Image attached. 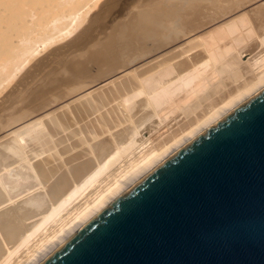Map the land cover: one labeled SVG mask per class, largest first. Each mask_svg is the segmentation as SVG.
<instances>
[{
	"label": "bare ground",
	"instance_id": "6f19581e",
	"mask_svg": "<svg viewBox=\"0 0 264 264\" xmlns=\"http://www.w3.org/2000/svg\"><path fill=\"white\" fill-rule=\"evenodd\" d=\"M101 1L0 0V94L3 95L14 84L9 92L6 93L9 95L5 98L3 97L4 99L0 101L1 156L4 152L6 154V152L14 151H18L17 154L19 155V150L20 152L23 148L26 150L25 141H29L27 138L30 137L32 132L34 136L36 129H41V126L48 128L54 125L56 128L59 123H67L65 127L61 124L66 128L68 127L66 126L68 123H72L78 117L81 120L91 117L90 112L95 107L110 106L109 113L113 110L117 112V116L120 113L119 110H121L122 114L125 112H127L126 114L135 112L142 113V119H139V121L129 126L132 127V134L135 137L137 135L141 136L140 143L137 142L139 145L136 148V141L132 137L130 138L131 140L129 139L126 142V145L124 144L119 148L116 146L118 149L114 151L115 154L113 153L114 155L112 157L110 156L111 158L105 161V163L94 165L95 168L91 164V162L93 163L92 159H94L92 157L93 154L89 155L92 150L88 152L89 150L86 151L83 147V151H75L76 153H73V156H71L72 153L69 155L70 159H67L70 161L71 168L67 164L66 169L69 168V170L64 173L62 171L65 168H63L61 173L64 174L60 176L62 178L58 181L59 185H54L58 186V190L63 191L58 192L59 194L60 192L62 193L59 199L60 202L55 204L56 206L50 215L46 216L41 223L39 222V226H37V223L32 224V226L30 225L31 228H26L28 230L22 231L19 226L21 223L18 225L19 219L17 220V224L12 220V216L15 215H11L12 211H10L11 213H8V211L4 214L0 213V230L3 226L6 230L5 233L8 232L9 235V240H6L9 243L4 244L3 242L4 246L1 244V238L3 237L0 236V264H40L89 220L136 182L145 177L199 134L264 89V50L263 52L261 51L263 54L259 53L260 48L264 49V0H143L141 4L133 0V3L128 4V6H123L124 8H121L122 10L118 13V16L121 15L124 20L116 22V24L109 22L111 25L114 24L112 32L105 33V37H100V40L96 41L92 46L90 45L91 47L85 50V54L81 58H75L76 60H74L73 56H70L67 59L68 55H59L55 52L52 57L48 56L46 60L41 61L43 64H34L31 69L23 74L26 68H30L32 62L38 56H41L40 53L45 48L52 47L53 44L55 45L67 39L87 24L90 18L89 16H92L94 9L98 6H103V4H100ZM113 1L110 7L114 9L113 5L121 0ZM110 2H108L109 5ZM138 2L140 3V0ZM106 6H103L101 10L104 11L103 9ZM110 7H108L107 12L110 10L114 13L115 10L112 11ZM116 7L118 6L115 5ZM100 13L104 15L101 11ZM100 13L97 12V14ZM94 14L96 15L95 12ZM110 14L108 13V15ZM101 15L98 16L101 17ZM98 16L96 15V18ZM97 19L99 20V17ZM101 19L99 23L102 31L106 25L102 26ZM98 20H91L94 21L93 24L95 27L99 26L97 23ZM91 27L89 28L91 29ZM90 29H86V32L91 31ZM94 29L99 30L100 28L98 29L97 27ZM94 29L93 31H96ZM83 31L81 33H84ZM91 33L86 34V36L90 34L89 36L91 37ZM77 35L79 36V34ZM82 35L85 34H81L80 36ZM80 36L78 37V42ZM90 37H88L89 40L87 39L88 42L96 36H93V38ZM95 65L98 67L97 75L84 77L88 67L91 69V66ZM60 68H62L59 70L61 72L57 73V70ZM41 69L46 70V73L44 76L41 75L43 77L37 83V78L40 76L39 72H42ZM27 81L30 84H28L30 89ZM30 81H34V83ZM22 89L25 92L28 89L29 91L24 94L22 93ZM102 107L100 108L101 110ZM99 117L101 119L98 117L96 119H91L93 117L87 119L85 122L87 124L84 126L87 131L83 126L81 127L83 134L86 132L90 135L95 134L96 129L105 130L104 125L108 123L109 118L107 115ZM121 118L122 116L119 119L121 120ZM72 124L75 126L76 123ZM147 124L148 127L141 131V128ZM69 125L71 126V124ZM108 126L110 127L111 123ZM74 129L72 128L73 131ZM79 129L77 131L78 135ZM53 130L54 127L50 130V134ZM72 130L70 131L72 132L71 135H69L74 139L77 135L74 134L77 128L74 132ZM61 132L60 130L59 133ZM73 134L75 135L74 138ZM81 135H79V138ZM33 136L31 135V138ZM88 136L85 135V138ZM91 136L94 138V135ZM62 138L64 139V136ZM33 139L35 140L36 138ZM33 139H31L32 142H34ZM78 139H74L73 143H76L71 144V146L74 147V145H77L81 148V145L85 141L81 138L79 139L80 144H78ZM81 140L84 142L82 143ZM65 141L67 142V139ZM31 145L34 146V144ZM66 145L68 147L69 144H65V148ZM96 145H93L95 148L92 149H96ZM105 145L107 146L109 144H104L103 146L106 147ZM103 146L101 145V148ZM86 147L89 148L88 145ZM132 147H134L133 150L136 151V154L133 159L131 158V162H128L130 164H127L128 166L125 165L127 167L124 168L122 166L124 169L119 170V172L117 171L118 174L116 173L117 175H114L115 177H112L113 179H110L111 181L109 183L107 182L106 186H102L104 188L96 191L94 196L91 194L93 196L91 200L87 201L83 206L80 205L81 207L78 206L79 208L77 207V209L73 210L75 212L73 214L71 213L63 221L59 220L61 224L57 229L46 236L44 235L45 237L41 236L43 238L37 240V232L41 227L49 223L50 220L53 221V218L56 216L58 217L62 214L61 212L65 211L64 209L67 206L71 203L73 204V201L80 194H83L92 187L100 177L104 176L103 173L108 171V169L110 170V166L115 161H118L119 158H123L121 156L123 154L126 155L127 153L125 152ZM76 148L78 149V147ZM76 148L74 147L73 149ZM68 149H71L70 145ZM55 150L54 153L56 152ZM131 150H128V154ZM41 151H38V153ZM50 151L48 152L50 153ZM70 151L74 150H69L68 153ZM29 152L31 153V151ZM38 153H35V155L37 156ZM87 154L92 159H90L91 157L86 158ZM57 155L56 153L55 156ZM1 156L0 160L2 158ZM128 156L130 157V155ZM66 157L64 162H66ZM98 157L96 156V158ZM58 158L56 157V159ZM52 159L47 158L45 162L40 161L43 162L40 164V174L44 175H42V182L52 171L54 173L56 168L52 166L54 163L49 164ZM34 160H37V157ZM62 161H60L61 164ZM48 164L52 168L48 167ZM61 164L59 167L57 165V169L64 167ZM28 165H30V162ZM46 165L50 170L45 167ZM91 165L93 169L90 170ZM53 168L54 170H52ZM6 170H3L4 173ZM8 176L11 175L8 174ZM16 176L11 177L16 180ZM57 176L59 177V175ZM70 176L74 177L73 181L76 180L77 182L78 180L79 183L72 182L74 184L72 185ZM49 177V179L47 178L48 182L51 179V176ZM52 177L54 176L52 175ZM2 179H4L3 176ZM2 179L0 176L1 181ZM5 181H7V178L3 180V182ZM55 181L57 180L55 179ZM55 183L58 184L57 182ZM49 184L52 183L50 182ZM7 185H4L5 189ZM9 186L12 187V185ZM54 186L52 188L57 189ZM7 188L9 189L8 186ZM59 196H56V198H59ZM40 198L43 197L41 196ZM38 206L40 205L38 204ZM2 211L4 212V210ZM17 212L21 214L18 209ZM26 213L22 212V214ZM19 217L22 219L23 215ZM31 223L29 222V224ZM52 229L54 228L52 227ZM3 236L7 237L5 235ZM14 238H18L16 242H13L15 241ZM3 240L5 241V239Z\"/></svg>",
	"mask_w": 264,
	"mask_h": 264
},
{
	"label": "water",
	"instance_id": "95a60500",
	"mask_svg": "<svg viewBox=\"0 0 264 264\" xmlns=\"http://www.w3.org/2000/svg\"><path fill=\"white\" fill-rule=\"evenodd\" d=\"M40 264H264V89Z\"/></svg>",
	"mask_w": 264,
	"mask_h": 264
},
{
	"label": "rangeland",
	"instance_id": "374dc122",
	"mask_svg": "<svg viewBox=\"0 0 264 264\" xmlns=\"http://www.w3.org/2000/svg\"><path fill=\"white\" fill-rule=\"evenodd\" d=\"M103 1V0H102ZM100 2V4H103V6H106L107 4H108V2L109 1H111L110 2V5L108 4L103 10L105 11V13H104V11H102L101 10V8L103 7L102 5V7L101 6H98L96 9H94V11L91 13L92 14V16L90 15L89 17V21L87 22V24H85L80 30H78V31H76V32H78L77 34H79V36L81 35V34H85V35H82V36H80V38H79V42H78V35L76 34V32H75V34H73L72 36H69L67 39H64L63 41H60V42H58V43H56L55 45L53 44L52 45V47L50 46V47H48L47 49L45 48L41 53H40V55L41 56H38L37 57V59L35 60V61H33L32 62V64H31V66H30V68L28 67V68H26V70L24 71V73L23 74H25V72H27L29 69H31L33 66H34V64H37V65H41V64H43L42 62H43V60H46V58L49 56V57H52L53 56V54L56 52V53H58L59 55H68V58L67 59H69L70 58V56H73V58H74V60H76L75 58H81L82 57V55H84L85 54V50H87L89 47H91L96 41H98V40H100V37H105L106 36V34H108L109 32H112V29H113V27H114V24H116V22H119V21H123L124 19H122L123 17H121V15H119L118 16V13L124 8L123 6H128V4H131V3H133L134 1L132 0V1H130V0H127V3H126V0L124 1V0H121V1H119L118 3L117 2H115V3H117V4H115L116 6H118V7H116L115 8V5H113L114 6V9L113 8H111L110 6L113 4V0H104L103 2ZM113 1V2H112ZM122 1H124V2H122ZM129 1H130V3H129ZM139 0H136L135 2H137L138 4H141V3H143V0H140V3L138 2ZM145 1V0H144ZM107 3V4H106ZM124 3H125V5H124ZM99 4V5H100ZM106 4V5H105ZM121 4V5H120ZM112 6V7H113ZM122 6V7H121ZM108 7H110L111 8V10L112 11H114V13H112L110 10L107 12V9H108ZM100 8V9H99ZM109 8V9H110ZM122 8V9H121ZM118 9V10H117ZM117 10V11H116ZM98 13H100V11L105 15H101V13L100 14H97V12ZM94 12L96 13V15L98 16V15H101V17L100 16H98L99 17V20L96 18V15L94 14ZM108 13H111L110 15H108ZM108 16H107V15ZM102 16H104V18H102ZM108 18H107V17ZM110 16V17H109ZM118 16V17H117ZM92 17V18H91ZM102 18V19H101ZM106 18H107V20H106ZM117 20H115V19ZM100 19H101V22L103 23H101L102 24V26L103 25H106V26H104L105 28H103L102 29V31H101V25H100ZM121 19V20H120ZM91 20H98V24H99V26H97V24H96V26L98 27V29L99 30H97V29H94V28H97V27H95V25L93 24V22L94 21H91ZM105 22H103V21ZM108 20H110V21H108ZM114 21V22H113ZM108 22V23H107ZM112 22V23H114L113 25H111L110 23ZM108 24H109V26H108ZM88 25H93L92 27L91 26H87ZM87 28H86V27ZM89 27H91V29L89 28ZM106 27H107V29H106ZM90 29L91 31H87L88 33H90V32H92L91 34V37L89 36V35H87L86 36V34H88L87 32H86V29ZM94 30H96V31H93V29ZM85 29V31H83ZM109 29V30H108ZM84 32V33H81L82 31ZM107 30V31H106ZM96 32V33H95ZM97 32H98V34H97ZM101 32V33H100ZM81 33V34H80ZM106 33V34H105ZM96 34V35H95ZM101 34H102V36H101ZM86 36V37H85ZM93 36H96L95 38H93ZM77 37V38H76ZM85 37V38H84ZM88 37H90V38H93L91 41H89L88 42V40H89V38ZM82 38V39H81ZM83 38H84V40H83ZM77 39V40H76ZM80 39H81V41H80ZM88 39V40H87ZM75 40V41H74ZM87 43V44H85V43ZM71 43V44H70ZM90 43V44H89ZM79 44V45H78ZM85 47H84V46ZM91 45V46H90ZM81 46H83L82 48H81ZM56 47V48H55ZM75 47V48H74ZM78 48H79V50H78ZM52 49V50H51ZM77 49V51H75ZM74 50V51H73ZM263 50L264 49H259V53L260 54H263L264 52H263ZM65 51V52H64ZM69 51V52H68ZM72 51V52H71ZM263 53H262V52ZM59 52H62V53H59ZM64 52V53H63ZM68 52V53H67ZM70 54V55H69ZM73 58H72V60H73ZM42 61V62H41ZM41 62V63H40ZM51 65V64H50ZM50 65H49V67H50ZM53 66V65H52ZM51 66V67H52ZM48 67V68H49ZM39 68V67H38ZM47 68V69H48ZM93 68V69H92ZM62 68H60V69H58L57 70V73H60L61 71H59V70H61ZM44 69H41V71L44 73H42V72H39L38 73V70H37V73L41 76V75H45V73H46V70H44ZM48 71V70H47ZM85 72H87L85 75H84V77L85 76H95V75H97V73H98V67L95 65V66H91V69H90V67H88V70H86ZM90 72V73H89ZM97 72V73H96ZM42 73V74H41ZM91 73H92V75H91ZM39 76V78H37V83H39L40 81H41V78L43 77V76H41L40 77ZM38 77V76H37ZM39 80V81H38ZM28 82V81H27ZM31 82V81H30ZM33 83H34V81H32ZM31 82V83H32ZM29 84V82L27 83V85ZM25 85H26V82H25ZM26 85V87L28 88V86L30 85H28L27 86ZM14 86V84L12 85V87ZM12 87H10L9 89H7L6 90V92L5 93H3V95L2 94H0L1 96V98H0V101H1V99H4L7 95H9V94H6L7 92H9V90L12 88ZM23 87V86H22ZM25 87V86H24ZM23 87V88H24ZM25 87V88H26ZM29 89H30V86H29ZM29 89L25 92V90L24 89H22V93H24V94H26L28 91H29ZM23 90H24V92H23ZM21 93V94H22ZM4 97V98H3ZM39 102V101H38ZM102 106H99V108L97 107H95L97 110L99 109V111H97L95 108H93V111H94V109H95V112L93 113V111L91 110V112H92V114H91V112H90V115H91V117H93V118H91V117H89V118H87V119H96V117H98V118H100L99 116H101L102 117V115H107L108 116V118H109V121H108V123L106 124V125H104L105 126V130L103 131V130H99V129H96L95 130V134H91V135H94V138H93V136H91L89 133H85V134H83V132H82V126L84 127V126H86L85 124H87V123H85L86 121H87V119L86 118H83L82 120L79 118H77V119H75L74 121H76V122H72V123H76L75 124V126L70 122V123H68V125H66V126H68V127H66V128H64L65 127V124H67V123H61V124H63V126L59 123L58 124V126H56V128H55V126L54 125H52L51 127H48V128H46L45 126H41V129L39 128L38 130L36 129V131L34 132V136H33V132H32V136H33V138H36L35 140L33 139V138H31V135H30V137L29 138H27L29 141H27V142H29V143H27L26 141H25V146L26 147H28V148H26L25 147V149L26 150H24V148L21 150V152H20V150H19V155L17 154L18 153V151L17 152H6V154H7V156H6V154H5V152L3 153V155L1 156L2 158H1V160H0V166L2 167H0V176H1V179H2V176H3V178L4 179H2V181L0 180V213H2V214H4V213H7V211H8V213L10 212V211H12V214L11 215H13V214H15L14 216H12L13 217V221H14V223L16 222V224H17V222H18V225L20 226V228L22 229V231L23 230H28L29 228H31V226H32V224H36L37 223V226H39L40 225V223L42 222V220L46 217V216H48V215H50L51 214V212H52V210H53V208L56 206L55 204L58 202H60V198H61V195H62V193L61 192H63L62 190H58V186H54V185H59V182L58 181H60L61 180V178H60V176H62V174H64L66 171H68L69 170V168H71V165L69 164V160L68 159H70V154H71V156H73V153L75 154L77 151H81L82 149H83V147H84V149L87 151V150H89L88 152H90L91 150V153L89 154V155H92L93 154V156L92 157H94V159H92V157L91 156H89L88 154H87V157L86 158H90V159H92V161H93V163L91 162V164H93V166L95 165H97V164H99V163H105V161H107L109 158H111L114 154H115V150L117 151V149L119 148V147H121L122 145H126L127 143V141H129V139L130 138H132L133 137V139H135L134 141H136V145H135V148L139 145V144H137V142H139L140 143V137L141 136H138L137 135V137H135V135L134 134H132V132H133V129H132V127H129V126H131V125H133L135 122H137V121H139V119H142V113H140V112H135L136 113V115H135V113H132V114H130V113H128V114H126L127 112H125V113H123L122 114V112H121V110H119L118 108V110H119V117L117 116V112H114L113 110L112 111H110V113H109V107L110 106H103L102 107V110L100 109ZM105 107V108H104ZM107 111V112H106ZM99 112V113H98ZM102 113V114H101ZM115 114H116V116H115ZM89 114H88V116H90ZM94 115V116H93ZM112 115V116H111ZM114 115V116H113ZM125 115V116H124ZM87 116V117H88ZM122 116V118H121V120L119 119L120 117ZM127 116V117H126ZM115 119H113V118ZM117 117V118H116ZM125 117V118H124ZM37 118V117H36ZM112 118V119H111ZM124 118V119H123ZM101 119V118H100ZM117 119V120H116ZM129 119H131V120H129ZM78 120V121H77ZM112 122H111V121ZM82 121V122H81ZM125 121V122H124ZM79 122H81V123H79ZM84 122V124H82ZM110 123H111V126L109 127L108 125H110ZM115 123V124H114ZM133 123V124H132ZM69 124H71V126L69 125ZM82 124V125H81ZM78 125V126H77ZM61 128H60V127ZM44 129H43V128ZM54 127V130H53V132L51 131V134H50V130L52 129ZM57 127H59L60 128V130L62 131L61 133H59L60 132V130H58L57 129ZM74 127H76L77 128V130H76V128L74 129ZM115 127V128H114ZM144 127V128H143ZM142 128H141V131H143L145 128H147L148 127V124L147 125H145V126H143ZM72 128L74 129V131L72 130ZM78 128H80L79 129V135H81L80 136V138H79V135H78ZM86 127H84V129H85ZM131 128V129H130ZM84 129H83V131H84ZM49 130V131H48ZM57 130V131H56ZM73 131L74 132V134L76 135H74L73 134V138H74V136H75V140L76 139H81L82 138V140H84L83 142H82V140H81V142L83 143H81L82 145V147L80 148V146H77V145H74V147L76 148V147H78V149L76 148V149H73L74 147L73 146H71V144L73 145V144H75V143H73V140L74 139H72L71 137H70V135H71V133L72 132H70V131ZM86 131H87V129H85ZM99 131V132H98ZM121 131V132H120ZM126 131H128V132H126ZM37 132V133H36ZM45 132V133H44ZM49 132V133H48ZM111 132V133H110ZM56 133V134H55ZM57 133H58V135H57ZM81 133V134H80ZM98 133V134H97ZM35 134H36V136H35ZM53 134V135H52ZM70 134V135H69ZM101 134V135H100ZM44 135V136H43ZM64 136V139L66 138L67 139V142L62 138L63 136ZM66 135H67V137H66ZM85 135L87 136V135H89L88 137H86V138H88V139H86L85 138ZM29 136V135H28ZM60 136V137H59ZM69 136V137H68ZM103 136H104V138H103ZM107 136V137H106ZM142 136H143V134H142ZM27 137V136H26ZM57 137V138H56ZM109 140V139H111V140H107L106 138ZM146 137V136H145ZM38 138V139H37ZM41 138V139H40ZM59 138H61L60 140H59ZM69 138H71L70 140H69ZM90 138H91V140H90ZM93 138V139H92ZM96 138V139H95ZM26 139V140H27ZM31 139H33V141L34 142H32V140ZM46 139V140H45ZM51 139V140H50ZM54 139V140H53ZM62 139H63V141H62ZM79 139L77 140L78 141V144H80L79 143ZM103 139V140H102ZM137 139H139V140H137ZM87 140H89L88 142H87ZM114 140V141H113ZM131 140V139H130ZM65 141V142H64ZM96 141V142H95ZM111 141H113V142H111ZM32 142V143H31ZM44 142V143H43ZM53 144H52V143ZM58 142V143H57ZM61 142H63V143H61ZM70 142H72V143H70ZM93 142H94V144H93ZM105 142V143H104ZM106 142H108V143H106ZM40 143V144H39ZM102 143V144H101ZM27 144H28V146H27ZM29 144H30V146H29ZM31 144H34V146L33 145H31ZM52 144V145H51ZM59 145V147H57L58 145ZM65 144H69L70 145V148L71 149H68L67 150V148L69 147V145H68V147H67V145H66V148H65ZM95 146V144H97L96 146L99 148H97L96 147V149H92V148H95V147H93V145ZM103 146L104 144H109V145H105L106 147H102L101 148V145ZM54 145H55V147H54ZM86 145H88V147L90 148V146L92 145V147L89 149V148H85V146ZM111 145V146H110ZM41 146H42V148H41ZM47 146V147H46ZM118 148H117V147ZM36 147V148H35ZM52 147V148H51ZM73 147V148H72ZM112 147H113V149H112ZM38 148H39V150H38ZM41 148V149H40ZM55 148H56V150H55ZM59 148V149H58ZM62 148V149H61ZM64 148V149H63ZM110 148V149H109ZM133 148L134 147H132L131 149L133 150ZM30 149V150H29ZM32 149H33V151H32ZM35 149H36V151H35ZM53 149V150H52ZM61 149V150H60ZM131 149H128V150H131ZM40 150H42L41 152H39L38 153V151H40ZM51 150V151H50ZM54 150L56 151L55 153H54ZM60 150V151H59ZM63 150V151H62ZM66 150V151H65ZM69 150H74V151H70L69 153H68V151ZM94 150H96L95 152H94ZM107 150V151H106ZM128 150L125 152V153H127L126 155L125 154H123L121 157H123V158H119V160L118 161H115V163L112 165V166H110V170L108 169V171H106V172H104L103 174H104V176H102V177H100L99 178V180L94 184V185H92V187H90L88 190H86L83 194H80L76 199H75V201H73L74 203L72 204H70L69 206H67L64 210L65 211H63V212H61L62 214H60L58 217H60V218H58L57 216L55 217L56 218V220H55V218H53L52 220L53 221H49V223H47V224H45L43 227H41L40 228V230L37 232V240L38 239H40V238H43V237H41V236H46V235H48V234H50L53 230H55V229H57V227L61 224V222L60 221H63L64 219H66L67 217H69V215H71V213L73 214L75 211H73V210H75V209H77V207L78 206H83L87 201H89V200H91L92 198H93V196H94V194H95V192L96 191H98L99 189L101 190L102 188H104V187H102V186H106L107 184V182L109 183L115 176L114 175H117L118 174V172H119V170H122V169H124L125 167H127L129 164H128V162L130 161L131 162V158L133 159V157L135 156V154H136V151H130L129 152V154H128ZM22 151H24V152H22ZM27 151V152H26ZM29 151H31V153H32V155H31V153L29 152ZM45 151V152H44ZM48 151H50V153L48 152ZM62 151V153H60ZM76 151V152H75ZM83 151V150H82ZM28 152H29V154H28ZM52 152V153H51ZM112 152V153H111ZM23 153V154H22ZM27 153V154H26ZM35 153H38L37 154V156L35 155ZM56 153L58 154L57 156H55L56 155ZM68 153V154H67ZM79 153V152H78ZM114 153V154H113ZM133 153V154H132ZM25 154V155H24ZM40 154V155H39ZM62 154V155H61ZM64 154V155H63ZM66 154V155H65ZM14 155V156H13ZM20 155H21V157H20ZM29 155V156H28ZM35 155V156H34ZM49 155V156H48ZM98 157V158H96V156ZM125 155V156H124ZM128 155H130V157L128 156ZM24 156V157H23ZM28 156V157H27ZM33 156V157H32ZM38 156H40L39 158H38ZM44 156H46V157H44ZM48 156V157H47ZM65 156H67L66 157V162H68V163H66V162H64V160H65ZM69 156V157H68ZM111 156V157H110ZM128 156V157H127ZM26 157V158H25ZM37 157V160H34V158H36ZM42 157V158H41ZM56 157L58 158V159H56ZM32 158V159H31ZM47 158H49L50 160H51V158H53L52 159V161H50V165L51 164H53L52 166L55 168V170H54V168L52 169V170H54V173H53V171H52V175L54 176V177H52V175L50 174L49 176H51V179H52V181H51V179L49 180V182H48V179L50 178L49 176V178L47 179H43L44 181L43 182H46V183H43L42 182V177L44 176L43 174H40L41 172V170H40V164L41 163H43V162H45V161H47ZM68 158V159H67ZM107 158V159H106ZM22 159V160H21ZM25 161H24V160ZM56 159V160H55ZM101 159V160H100ZM122 159V160H121ZM128 159V160H127ZM130 159V160H129ZM32 160V161H31ZM54 160V161H53ZM63 160V161H62ZM98 160H99V162H98ZM34 161V162H33ZM40 161H43V162H40ZM60 161H62V164H61V162ZM82 161H83V159H82ZM95 161V162H94ZM101 161V162H100ZM123 161V162H122ZM26 162V163H25ZM29 162H30V165H28L29 164ZM33 162V163H32ZM52 162V163H51ZM58 162V163H57ZM59 162H60V164L63 166L64 165V167H60L61 169H57L59 166H60V164H59ZM3 163L5 164L4 166H3ZM66 163V164H65ZM27 164V165H26ZM49 164H48V167H51V166H49ZM67 164L68 165H70V167L68 168V169H66L67 168ZM128 164V165H127ZM57 165H58V167H57ZM66 165V166H65ZM119 165V166H118ZM125 165H127V166H125ZM6 166H7V170H6ZM11 166V167H10ZM28 166H31V167H28ZM95 166H94V168H95ZM122 166H124V168L122 167ZM4 167V168H3ZM26 167V168H25ZM45 167H47V165L45 166ZM47 167V168H48ZM118 167V168H117ZM36 168H37V170H36ZM47 168H45V169H47ZM52 168V167H51ZM63 168H65L63 171H62V169ZM114 168H116V169H114ZM6 170V174L4 173V171L3 170ZM31 169V170H30ZM49 170H50V168H48ZM88 170H89V168H87ZM91 169H93V167H92V165H91V167H90V170ZM1 170H2V173H1ZM31 172H30V171ZM32 170H34V171H32ZM89 170V171H90ZM60 171V172H59ZM61 171L62 172H64V173H61ZM71 171V170H70ZM118 171V172H117ZM35 174H34V173ZM50 172V171H49ZM58 173V174H56V173ZM21 173V174H20ZM31 173V174H30ZM70 175H71V173H72V171H71V173L70 172H68ZM115 173V174H114ZM117 173V174H116ZM8 174L9 175H11V176H13V177H15L16 175V180H15V178L13 179V177H11V176H8ZM21 176H23V177H21ZM30 174V175H29ZM61 174V175H60ZM113 174V175H112ZM28 175V176H27ZM32 175V176H31ZM33 175H34V177H33ZM41 175V176H40ZM43 175V176H42ZM56 175V176H55ZM57 175H59V177L57 176ZM111 175V176H110ZM36 176V177H35ZM12 179H11V178ZM31 177V178H30ZM39 177V178H38ZM56 177V178H55ZM58 177V178H57ZM71 178H70V180H72L71 181V183L73 182V183H79V181L77 180V182H76V180L75 181H73L74 180V177H72V176H70ZM113 177V178H112ZM7 178V181H5V182H3V180H5ZM10 178V179H9ZM18 178H20V179H18ZM60 178V179H59ZM76 178V177H75ZM53 179H54V183H53ZM55 179L57 180V181H55ZM77 179V178H76ZM111 179V180H110ZM12 180H13V182H12ZM18 180H20V181H18ZM22 180H23V182H22ZM25 180V181H24ZM45 180H47V181H45ZM107 180H109V181H107ZM11 181V182H10ZM18 181V182H17ZM17 182V183H16ZM21 182V183H20ZM52 183L53 184V186L54 187H57V189H53L52 187H51V185L52 184H49L48 185V183ZM55 182H57L58 184H56ZM9 187V189L7 188V186H6V189H8V190H6L5 189V184ZM12 183V184H11ZM20 183V184H19ZM35 183V184H34ZM72 183V185H74ZM17 184H19V185H17ZM1 185H3V187H1ZM9 185H12V187L11 186H9ZM15 185V186H14ZM37 185V186H36ZM34 186V187H33ZM49 186H50V190H49ZM99 188H98V187ZM4 188V190L2 191V189ZM25 188V189H24ZM27 188V189H26ZM34 188V189H33ZM32 189V190H31ZM36 189V190H35ZM44 189H46V190H44ZM35 190V191H34ZM53 190H56V191H53ZM90 190V191H89ZM10 191V192H9ZM25 191V192H24ZM44 191V192H43ZM59 191H61L60 192V194L58 193ZM2 192H4V193H2ZM9 192V194L7 195V193ZM50 192V193H49ZM65 192H66V190H65ZM65 192H64V194H65ZM42 193H45V194H42ZM58 193V194H57ZM6 194V195H5ZM16 194V195H15ZM42 194V195H41ZM64 194H63V197H64ZM93 196H92V195ZM26 195V196H25ZM30 195V196H29ZM43 197V198H40L41 196ZM47 195V196H46ZM53 195H56L57 197L59 196V198H56V196H54L53 197ZM3 196V197H2ZM4 196H5V198H4ZM7 196V197H6ZM10 196V197H9ZM29 196V197H28ZM89 196V197H88ZM35 197V198H34ZM45 197V198H44ZM19 198H20V200H19ZM39 198V199H38ZM54 199V200H53ZM58 201H57V200ZM63 199V198H62ZM61 199V200H62ZM2 200H3V203H2ZM5 200V201H4ZM7 200V201H6ZM14 200V201H13ZM39 200V201H38ZM40 200H41V202H40ZM78 200V201H77ZM13 201V202H12ZM17 201V202H16ZM34 201H35V203H34ZM9 202V203H8ZM25 202V203H24ZM31 202H32V204H31ZM1 203H2V206H1ZM43 203H44V205H43ZM38 204L40 205V206H38ZM46 204V205H45ZM50 204V205H49ZM77 204V205H76ZM49 205V206H48ZM74 205V206H73ZM7 206V207H6ZM21 206V207H20ZM27 206V207H26ZM44 206V207H43ZM46 206V207H45ZM51 206V207H50ZM80 206V207H81ZM17 207V208H16ZM31 207V208H30ZM33 207V208H32ZM36 207V208H35ZM75 207V208H74ZM30 208V209H29ZM73 208V209H72ZM79 208V207H78ZM10 209V210H9ZM17 209H18V211H19V213H21L22 214V212L23 213H26L27 214V216H26V214H22L23 215V217H22V219H20L21 217H19V216H22L21 214H18V212H17ZM23 211H22V210ZM2 210H4V212L2 211ZM22 212H21V211ZM71 211V212H69V211ZM38 211V212H37ZM11 213V212H10ZM17 213V214H16ZM30 213V214H29ZM67 213H68V215H67ZM66 214V215H65ZM17 215V217H15ZM19 215V216H18ZM1 216V215H0ZM24 216H26V217H24ZM36 217H37V220H36ZM15 218V219H14ZM23 218H25V219H23ZM29 218V219H28ZM32 218V219H31ZM63 218V219H62ZM19 219V220H18ZM16 220V221H15ZM18 220V221H17ZM24 220V221H23ZM29 220H32V221H29ZM60 220V221H59ZM23 221V222H22ZM36 221V222H35ZM57 221V222H56ZM27 222V224H25ZM29 222L31 223V224H29ZM34 222V223H33ZM40 222V223H39ZM13 223V224H14ZM39 224V225H38ZM27 225V226H26ZM31 225V226H30ZM30 226V227H29ZM6 228H8L7 226H5ZM52 227L54 228V229H52ZM56 227V228H55ZM2 229L0 230V236H2L3 238H1V244H3V242H4V244L5 243H9V241H7L6 242V240H9V235H8V232L7 233H5L6 232V230H5V228H3V226L1 227ZM26 228H28V229H26ZM52 229V230H51ZM8 236H7V235ZM3 235H5V236H7V237H4ZM21 235V234H20ZM44 236V237H45ZM16 238V237H15ZM14 238V239H15ZM3 239H5V241L3 240ZM18 239V238H17ZM17 239H15V241H13V242H16V240ZM10 242H11V240H10ZM4 244H3V246H4ZM10 244H12V243H10ZM9 244V245H10Z\"/></svg>",
	"mask_w": 264,
	"mask_h": 264
}]
</instances>
